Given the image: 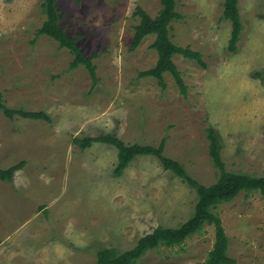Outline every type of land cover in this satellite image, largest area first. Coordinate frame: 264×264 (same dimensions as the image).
Instances as JSON below:
<instances>
[{
  "label": "rangeland",
  "instance_id": "1",
  "mask_svg": "<svg viewBox=\"0 0 264 264\" xmlns=\"http://www.w3.org/2000/svg\"><path fill=\"white\" fill-rule=\"evenodd\" d=\"M42 0H0V95L6 107L50 118L9 120L0 111V170L25 166L0 181V264H96L97 253L132 250L157 227L175 228L194 211L196 195L153 157H138L113 176L117 151L104 144L81 150L74 139L114 134L126 145L157 147L209 186L217 170L205 129L222 144L228 171L264 176V0H239L242 22L236 52L228 51L231 23L224 0H176L182 16L169 37L200 54L204 66L174 55L186 86L169 73L164 90L138 74L158 55L147 36L131 50L136 8L154 18L160 0H57L60 26L82 53L95 56L97 82L47 36ZM217 214L234 264H264V197L240 193ZM214 229L182 245L147 252L137 264H203Z\"/></svg>",
  "mask_w": 264,
  "mask_h": 264
},
{
  "label": "trees",
  "instance_id": "2",
  "mask_svg": "<svg viewBox=\"0 0 264 264\" xmlns=\"http://www.w3.org/2000/svg\"><path fill=\"white\" fill-rule=\"evenodd\" d=\"M57 0H42L40 8L46 17L45 22L36 31V37L47 36L58 44L60 48L67 49L73 56L69 68L74 70L80 66L88 72L93 85L96 84V67L93 64L95 56H85L76 38L66 34L60 26L61 18L55 6ZM239 0H224L223 18L231 23L228 51L235 53L236 44L240 40L242 22L238 11ZM161 9L152 18L143 9L136 8L134 16L139 23L134 27V35L131 43V50H135L147 36H154L151 48L156 51L158 59L155 67L138 74L139 78H153L162 90L166 88L163 75L169 73L182 95H186V86L178 72L172 57L181 55L184 58L196 61L204 66L199 53L189 48L175 46L170 37V24L179 21L182 16L176 11V0H160ZM264 78V77H263ZM0 111L5 118L13 120L20 117L27 120H41L47 123L50 118L43 112H26L24 110L9 109L5 106L0 95ZM208 141V154L213 167L217 170L216 181L204 186L194 180L179 162L164 155L165 144L161 141L157 147L139 144L126 145L114 134H103L97 137L74 139V143L81 150L89 148L92 144H104L111 146L117 151V164L113 170L114 177H120L129 165L138 157H153L158 160L162 169L171 172L182 183L187 185L196 195L194 211L190 218L175 228L157 227L152 233L143 236L130 250L117 254L112 250H102L97 253L96 264H137L147 252L159 247L174 248L182 245L187 239L203 230L205 226L214 229V244L212 250L203 264H234V261L227 255L228 238L220 217L214 210L224 203L231 202L240 193L258 192L264 197V176L256 177L248 174L235 173L226 170L222 160V144L216 130L212 126L205 129ZM25 166V162H19L6 170H0V181L11 182L14 174Z\"/></svg>",
  "mask_w": 264,
  "mask_h": 264
},
{
  "label": "crops",
  "instance_id": "3",
  "mask_svg": "<svg viewBox=\"0 0 264 264\" xmlns=\"http://www.w3.org/2000/svg\"><path fill=\"white\" fill-rule=\"evenodd\" d=\"M19 171H20V170H19ZM17 172H18V171H17ZM17 172H16V173H17ZM16 173H15V174H16ZM15 174H14V175H15ZM13 178H14V176H13Z\"/></svg>",
  "mask_w": 264,
  "mask_h": 264
}]
</instances>
